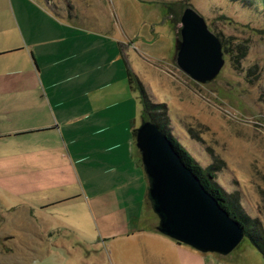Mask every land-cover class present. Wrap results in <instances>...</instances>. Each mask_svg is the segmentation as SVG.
<instances>
[{"label":"rangeland","instance_id":"rangeland-1","mask_svg":"<svg viewBox=\"0 0 264 264\" xmlns=\"http://www.w3.org/2000/svg\"><path fill=\"white\" fill-rule=\"evenodd\" d=\"M32 1L58 18L122 39L127 73L136 77L133 90L127 75L128 89L141 109L131 136L145 179V204L118 213L104 202L96 206L84 191L81 199L43 211L46 193L8 189L30 168L23 159H12L11 142L0 140V264H162L156 254L146 256L138 242L141 235L158 233L159 222L146 198L147 178L133 136L143 118L140 89L152 104L164 106L157 115L165 113L160 121L168 134L197 164L217 169L216 185L236 202L258 245L244 236L222 256L201 254L169 238L185 249L177 248L174 264H264L263 0ZM187 8L204 19L222 45L223 67L205 84L190 79L176 63L175 42L181 40L180 19ZM0 22H7L6 11H0ZM54 211L59 219L44 217ZM129 218L132 222L123 225Z\"/></svg>","mask_w":264,"mask_h":264},{"label":"crops","instance_id":"crops-1","mask_svg":"<svg viewBox=\"0 0 264 264\" xmlns=\"http://www.w3.org/2000/svg\"><path fill=\"white\" fill-rule=\"evenodd\" d=\"M0 11L7 15L0 22V140L30 168L8 189L46 193L42 210L84 191L118 213L135 203L143 208L146 185L131 136L141 109L128 89L122 39L32 0H0ZM141 237L140 250L162 264L185 250L159 233Z\"/></svg>","mask_w":264,"mask_h":264},{"label":"water","instance_id":"water-1","mask_svg":"<svg viewBox=\"0 0 264 264\" xmlns=\"http://www.w3.org/2000/svg\"><path fill=\"white\" fill-rule=\"evenodd\" d=\"M180 23L177 66L199 84L213 81L224 64L219 39L192 8L185 9ZM135 145L147 178L146 198L159 220L156 231L201 254H230L244 239L243 229L204 190L167 136L142 118Z\"/></svg>","mask_w":264,"mask_h":264},{"label":"trees","instance_id":"trees-1","mask_svg":"<svg viewBox=\"0 0 264 264\" xmlns=\"http://www.w3.org/2000/svg\"><path fill=\"white\" fill-rule=\"evenodd\" d=\"M127 75L129 85L131 86V89L134 90L132 82L133 79L136 80V77L129 71ZM140 94L142 98L143 118L145 120H150L155 123L159 127L161 132L167 136L173 146V149L180 157L183 164L187 168H189L192 174L198 179L204 190L218 202L219 206L223 210H225L231 218H233L239 223L240 227L244 231V236H248L252 241V244L257 247L258 245H256L254 238H252L246 231V217L236 206V202L229 200V197L225 194V192L219 186L216 185L214 180L216 178L217 169L213 166L203 168L201 165L197 164L194 161L193 157L184 149V147L176 139H174L168 134L164 123H161L160 119L164 117L165 113L163 112L162 114H157L161 111V108H163L164 106L152 104L148 100L143 89H140ZM133 136H135V132L133 133Z\"/></svg>","mask_w":264,"mask_h":264}]
</instances>
